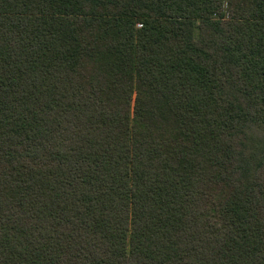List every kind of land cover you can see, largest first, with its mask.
Listing matches in <instances>:
<instances>
[{
    "label": "trees",
    "instance_id": "1",
    "mask_svg": "<svg viewBox=\"0 0 264 264\" xmlns=\"http://www.w3.org/2000/svg\"><path fill=\"white\" fill-rule=\"evenodd\" d=\"M0 264H264V0H0Z\"/></svg>",
    "mask_w": 264,
    "mask_h": 264
}]
</instances>
